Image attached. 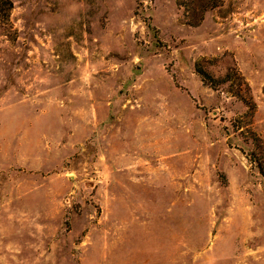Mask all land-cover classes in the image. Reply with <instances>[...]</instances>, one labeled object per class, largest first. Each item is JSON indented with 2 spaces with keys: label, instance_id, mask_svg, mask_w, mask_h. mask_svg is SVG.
<instances>
[{
  "label": "rangeland",
  "instance_id": "1",
  "mask_svg": "<svg viewBox=\"0 0 264 264\" xmlns=\"http://www.w3.org/2000/svg\"><path fill=\"white\" fill-rule=\"evenodd\" d=\"M182 1L13 0L0 264H264V0Z\"/></svg>",
  "mask_w": 264,
  "mask_h": 264
},
{
  "label": "trees",
  "instance_id": "2",
  "mask_svg": "<svg viewBox=\"0 0 264 264\" xmlns=\"http://www.w3.org/2000/svg\"><path fill=\"white\" fill-rule=\"evenodd\" d=\"M222 0H184L182 2H178V5L184 7L186 13L191 12L192 15H199L197 21L192 22L191 25H197L201 18L202 14L208 10L215 8L221 4ZM13 0H0V28L4 26H9V17L11 10L13 9ZM7 30V29H6ZM199 71H197L198 73Z\"/></svg>",
  "mask_w": 264,
  "mask_h": 264
}]
</instances>
